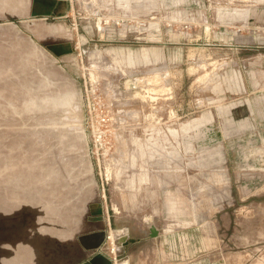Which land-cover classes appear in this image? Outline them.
I'll return each instance as SVG.
<instances>
[{
    "label": "rangeland",
    "instance_id": "rangeland-1",
    "mask_svg": "<svg viewBox=\"0 0 264 264\" xmlns=\"http://www.w3.org/2000/svg\"><path fill=\"white\" fill-rule=\"evenodd\" d=\"M0 264H264V0H0Z\"/></svg>",
    "mask_w": 264,
    "mask_h": 264
},
{
    "label": "bare ground",
    "instance_id": "bare-ground-1",
    "mask_svg": "<svg viewBox=\"0 0 264 264\" xmlns=\"http://www.w3.org/2000/svg\"><path fill=\"white\" fill-rule=\"evenodd\" d=\"M65 104L60 102V106H64ZM112 239H113V244L115 247L117 248H122L125 244V239H126V235L124 234V232H114L112 233Z\"/></svg>",
    "mask_w": 264,
    "mask_h": 264
},
{
    "label": "water",
    "instance_id": "water-1",
    "mask_svg": "<svg viewBox=\"0 0 264 264\" xmlns=\"http://www.w3.org/2000/svg\"><path fill=\"white\" fill-rule=\"evenodd\" d=\"M52 21L55 20V18L50 17ZM14 23H18V21H13Z\"/></svg>",
    "mask_w": 264,
    "mask_h": 264
}]
</instances>
